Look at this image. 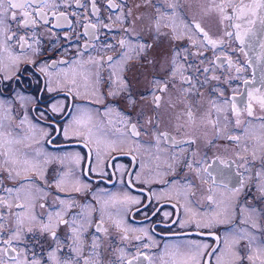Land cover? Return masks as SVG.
I'll return each instance as SVG.
<instances>
[{
  "label": "flooded vegetation",
  "instance_id": "obj_1",
  "mask_svg": "<svg viewBox=\"0 0 264 264\" xmlns=\"http://www.w3.org/2000/svg\"><path fill=\"white\" fill-rule=\"evenodd\" d=\"M54 2L57 7L45 8L47 22L37 18L36 24L21 26L22 13L17 10L18 20L10 21L9 33H15V39L5 45L0 36V61H3V71H0V198L10 200L13 205L23 203V200L14 199L15 193L10 198L4 189H15L21 184L27 188L29 185L23 177L33 175L31 172L24 173L20 164L17 170L21 171V176L9 179L3 154L11 153L23 161L25 158L33 159L35 152L40 150L57 159L48 161L44 169L45 179L38 181L39 185L45 189L50 187L51 191L44 193L46 199L36 200L35 212H46L47 209H40L39 204H51L57 195L67 203L75 204L67 210L64 218L69 219L81 212L87 215L89 225H86L82 237L85 255L92 256L90 242L93 237H99L96 250L99 256L93 257V260L98 259L100 264H120L121 248L126 260L139 251L151 257L152 264H185V254L190 251L188 245L206 243L209 249L205 251L210 252L222 247L221 241L226 235L240 229L253 233L256 245L264 242V197L259 191V184L264 183V169L261 168L264 162V129L260 127L261 121L248 117L245 112L237 126L236 116L230 111L231 104L222 103L219 106L224 110L218 115L212 110L211 116L219 121V136L217 129L205 119L211 108L210 101H223L235 96L237 106L243 107L241 100L246 99V95L241 97L239 94H246L252 89L261 90L251 101L255 117H264L260 108V100L264 98V83H261L264 75V50L261 48L264 32L260 31L259 25L255 35L245 36L242 44L236 38L234 29L228 28L227 31L234 34L226 36V29L219 23L217 14L208 11L212 0ZM219 2L216 0V3ZM240 2L233 0L234 4ZM243 2L249 3L250 0ZM168 3L176 5L177 32L183 34L180 39L171 38L172 30L164 26V21L159 32L156 31L157 8L161 12H171ZM112 4L117 7H112ZM35 7L33 5L27 10L33 12ZM228 11L231 12V9ZM54 12L64 13L67 19L58 21ZM193 21L199 22L209 37L218 41L215 48L203 46L202 33L196 34L184 27ZM92 24L96 28L90 27ZM21 36L32 48L27 45L21 48ZM189 36L197 40V47L192 46ZM122 39L128 41L126 48L120 46ZM144 42L152 44V47L142 53L136 52V45ZM34 48L39 49L38 53L33 52ZM125 51L129 58L120 65H113L111 72L114 75L110 74L107 65L97 68L89 63L90 60H107L109 56L118 60ZM176 52L180 56L176 57V75L173 76L172 61ZM10 57H20V60L12 66ZM54 62L55 67L48 71L52 74L50 86L56 90L50 92L45 86L46 77L39 68ZM204 68L210 71L204 72ZM97 74L99 83L96 82ZM74 75L78 76L80 83L72 78ZM185 77H189L190 81L185 82ZM245 80L250 83L245 84ZM72 81H75L72 91L79 92V95L69 93ZM165 86L166 90L161 91ZM110 92L116 94L108 95ZM220 92H223V97ZM97 95L103 97L102 101L97 100ZM156 97H159L158 102ZM53 104L61 106L63 111L53 114ZM105 106L111 111L106 113ZM189 110L194 120L189 118ZM41 113L44 115L41 116ZM89 116L92 117L88 126L93 129V140L100 143L86 146L73 135V129L78 127L74 118L87 121ZM53 120L57 131H53ZM131 124H136L140 136L131 135ZM63 128L69 129L68 137L59 131ZM159 132L169 133L171 139H161L157 145L154 137ZM44 133L51 134L52 144L47 142L49 137ZM228 136H239V143L229 140ZM187 140H194L195 143H176ZM106 141H116L118 147L109 148ZM193 152L195 156L191 155ZM76 153L86 158L80 166L74 165L70 159ZM172 156H179V164L167 171V165L173 163ZM64 157L69 159L62 162ZM189 157L201 161L199 175L186 167L185 160ZM245 160L249 162L247 169L241 167ZM89 167L92 169L90 172ZM205 168L207 171H203ZM68 172H72L87 188L77 192L74 188L78 185L69 181L64 191L58 192L54 182L58 176ZM258 172L262 173L259 177ZM137 176L141 177V181H137ZM143 180L150 183H143ZM241 182L243 189L238 194L234 193L233 190L240 188ZM189 183L192 187H188ZM108 193H127L140 203L130 205L127 211L119 206H109L104 214V228L108 232L97 233L96 221L101 217L100 209ZM178 193L181 195L178 196ZM183 193H187L186 199L182 198ZM157 196L160 198L157 199ZM208 196L212 197L211 201ZM227 204H231L234 210L226 217H220L224 223L211 228H197L194 224L181 226L189 219L182 205L197 213V220L203 217V222H207ZM241 206L246 210L241 212ZM15 211L20 210L14 206L11 210L0 208V212L4 213ZM242 217L248 222L241 223ZM120 219L123 220V227L136 230L128 233V241L121 240L123 228L115 227L114 221ZM7 220L8 216L5 217L6 223ZM253 223L256 228L251 227ZM141 230H147V235ZM68 231L63 225L57 229L61 241L67 239ZM208 233L221 237V241L214 240ZM136 236L141 239L136 240ZM6 239H9V234L0 233V249L6 246L2 243ZM46 241V235L41 236L37 232L28 234L20 242L13 241L12 247L17 252L27 250L29 257L35 252L46 264H54V261L48 262L49 246ZM68 242L71 243L70 240ZM145 244L149 246L145 248ZM58 247L62 251L57 253V257L61 260L68 257L67 244ZM234 250L241 256L242 264H264V255L254 257L253 261L243 259L249 254L247 240H240ZM14 255L16 253L10 249L8 255L0 254V259L12 264L11 257ZM216 255H206L202 264H216ZM134 264H148V261L140 257Z\"/></svg>",
  "mask_w": 264,
  "mask_h": 264
},
{
  "label": "snow or ice",
  "instance_id": "obj_2",
  "mask_svg": "<svg viewBox=\"0 0 264 264\" xmlns=\"http://www.w3.org/2000/svg\"><path fill=\"white\" fill-rule=\"evenodd\" d=\"M94 2V0H93ZM36 5L33 9V12H29L27 9ZM112 7H117V5L112 4ZM55 8L57 5L55 4L54 0H0V36L3 37V44L7 45L8 42L13 41L15 39V33L9 34L11 32L10 21H17L18 15L17 10H20L22 13V20L21 26L28 25V24H36L37 18H40L47 22V16L45 13V8ZM168 9H172L171 12L164 11L161 12L159 8H157V12L159 15L156 18L155 28L157 33L159 32L161 22L164 21V26L169 27L172 30V39H180L182 38V33L177 32L176 27V18H175V7L174 3L167 4ZM231 9V12L228 11ZM209 12H215L219 18V23L224 25L225 27V35L231 37L234 33L232 31H227L228 28H232L235 30L236 38L240 40L243 44L245 42V36L255 35L256 26L259 25V29L261 32H264V0H250L249 3H244L241 0L240 3L234 4L233 0H220L219 3H216V0H212L209 9ZM10 13V15H9ZM34 13V14H33ZM54 16L57 17V20L67 19L64 13H53ZM243 21V24L241 23ZM92 28H96L95 24L90 25ZM107 27V25H105ZM185 28L191 29L194 33L203 34V46L207 47L211 45L212 48H215L218 41L213 40L209 37L208 33L201 27L199 22H191L186 23L184 25ZM127 31V30H126ZM35 40V38H33ZM139 39V38H138ZM189 40L193 47L198 46V42L195 39H192L189 36ZM21 48H24L26 45L29 48H32L31 44H28V41L25 37H20ZM223 41H219L222 43ZM38 43V41H37ZM120 46L122 48H126L128 45V41L122 39L120 42ZM108 47H112L108 45ZM152 44L147 42L138 43L135 47V51L138 53L145 52L146 50L150 49ZM261 48L264 50V43H261ZM34 53H38L39 49L34 48L32 49ZM7 51V48H5ZM199 55L203 56V53H199ZM180 53L176 52L173 57V76L176 75L175 71V64H176V57H179ZM127 51L123 52L118 60H114L113 57H107V60H90L89 63L95 65L97 68H103L105 65L110 69V74L114 75V72H111V69L114 64L120 65L123 61L128 59ZM217 59H219L217 57ZM20 57H10L11 65L15 66ZM62 63V62H61ZM55 67V62L52 65H46L44 67H40L39 71L46 77V88L48 91H54L53 87L50 85L52 84V80L49 79L51 77V73L48 71L49 68ZM0 71H3V61H0ZM199 71V69H198ZM204 72L210 71L209 68H204ZM239 71V69H238ZM7 79H11V77H7ZM17 81H19L20 77H16ZM212 79H218V77H212ZM100 77L97 74L96 82L99 83ZM190 78L185 77V82H189ZM245 84L250 83L249 81L245 80ZM261 83H264V75H262ZM75 85V81H72V85L69 86V93L73 95H79V92L73 93L72 88ZM161 91L166 90V86L160 89ZM257 93H261L260 89H252L248 91L246 94L241 92L239 95L241 97H245L246 99L241 100V104L243 107H238L237 103L235 102V96L231 99H224L223 101L220 100H212L210 101L211 108L205 114V119L208 124H211L214 128L217 129V136L221 134V130L219 128V121L213 120L212 110H215L217 115L223 111L219 105L222 103L224 105L231 104L230 111L231 113L236 116V125L239 126L241 123L240 116L246 112L248 117H253L255 119H259L261 121L260 127L264 129V117H255V113L253 110V105L251 101L255 98ZM115 92H110L108 95H115ZM94 95L96 93L94 92ZM220 96L223 97V92H220ZM97 100L102 101L103 97L97 95ZM157 102L159 101V97H156ZM260 108L264 111V98L260 100ZM63 111V108L57 104H53L51 107V112L53 114H58ZM111 109L105 106V112H110ZM44 113H41L43 116ZM188 116L190 119H195L191 111L189 110ZM92 117L89 116L87 121L82 118H74V124L78 127L73 129V135L79 137L83 142H85L86 146L96 142L100 143V141H94V133L92 127L88 125L91 124ZM23 123V121H22ZM56 122L53 120L52 127L53 131H57L55 127ZM72 126H70L71 128ZM65 137L69 136V129L63 128L59 129ZM130 132L133 137L140 136V131L137 129L136 124H131ZM46 137H49L47 142L52 144L53 141L50 138V133H44ZM226 135V133H225ZM229 140L239 143L240 137L239 136H228ZM154 139L159 144L161 139H171V136L167 132H159L155 135ZM109 148H117L118 144L116 141H106L105 142ZM177 144H193L195 143L194 140H187V141H177ZM245 150H247L245 148ZM6 159L4 161V165H6V171L8 172L9 179H16L21 176V171L17 170L20 164L23 165V172H31L33 175L31 177L25 175L23 177L24 181L29 185V187L25 188L23 184L19 187L13 188H6L4 191L8 194L11 198L13 193H15L14 199L16 201L23 200V203H15L13 205L10 200L0 198V208H8L11 210L13 206L20 211L4 213L0 212V233L7 232L9 234V239L2 240V243L6 245L4 248L0 249V254L6 256L11 249L12 252L16 253V255L11 257L12 264H46V262L42 259L41 256H38L35 252L31 254L29 257L27 250L22 252H17L15 247H12L13 241L20 242L25 239L28 234H35L37 232L40 233L41 236L47 237L49 251L47 253L48 262H53L54 264H100L99 260H93V257H98L99 253L96 251L99 247L98 240L99 237H93L90 242V251L92 256L85 255V250L83 247V234L86 230V225H89V219L84 212L73 214L69 219H65L64 216L67 214V210L75 207V204L67 203L64 198H61L59 195L55 197L51 204L47 203H40V209H47L46 212L43 214H37L35 212L36 208V200L37 199H46L44 193L47 191H51V188L45 189L43 186L38 184L39 180H44V169L49 160H55L57 157L50 155L47 152H42L37 150L35 152V157L33 159L25 158L23 161H20L11 153H4L3 154ZM99 155V152L97 153ZM195 156L196 153L193 152L191 154ZM239 156V153H237ZM253 160L256 159L255 153H253ZM64 159H69V157L61 158L62 162ZM72 163L76 166H80L82 161L86 162L85 157H81L79 153L74 154L70 157ZM135 159V157H133ZM173 163L167 165V171L173 170V168L179 164V156H172L171 157ZM201 161H196L191 159L190 157L185 160L186 167L189 169L194 170L197 175L201 172L200 168ZM249 162L247 160L241 165V167L247 169ZM261 168L264 169V162L261 163ZM83 171V169H81ZM88 171H92L91 167H89ZM203 171H207V168L203 169ZM84 175H87V172H83ZM262 173L258 172L257 176H261ZM158 177L162 179V176L158 174ZM137 181H141V177H136ZM72 181L75 185H78L74 188L75 191L79 192L84 188H87V185L83 184L72 172L64 173L58 176L54 182L57 191H64L65 185ZM143 183H150L149 180H143ZM165 184L169 183L168 181H163ZM188 187H192L189 183ZM244 185L241 182L240 188L234 189V193L238 194ZM259 191L261 196L264 197V183L259 184ZM155 195V194H154ZM178 196L181 193L177 194ZM195 195V193H192ZM160 197L157 196V199ZM182 198H187V193L182 194ZM207 199L209 201L212 200L211 196H208ZM67 203V207L65 205ZM140 201L133 196L128 195L127 193H108L107 199L103 201L101 211V217L98 221H96L95 231L97 233L103 231L104 233L108 232L107 228H104V214L106 209L111 206H119L124 211L129 210L130 205L139 204ZM185 210V214L189 216V219L185 220L181 226H185L186 224H194L197 228H211L216 224L224 223V219L220 218L222 216L226 217L231 211H233V206L231 204H227L223 207L220 213L216 214V217L213 219L208 220L207 222H203V217L200 220L196 219L197 213L193 212L187 205H182ZM246 209L241 206L240 211L243 212ZM139 211V209H138ZM119 215V213H117ZM111 216V214H108ZM167 215V214H166ZM8 216L7 223L5 222V217ZM247 220H244L243 217L241 218V223H247ZM115 227L117 229L123 228V234L121 235L122 241H128L130 231H136L135 229H128L123 227V220H116L114 221ZM65 226L69 229L67 232V239L64 241L60 240V237L57 235V229L61 226ZM252 228H256L257 225L253 223L251 225ZM147 235V230H141ZM208 235L213 236L214 240L221 241V237L215 235L214 233H208ZM136 240H140V236L135 237ZM149 239L151 237L149 236ZM71 241L69 243L68 241ZM240 240H247L248 241V248L249 254L244 257L243 259H247L248 261H253L254 257H258L264 255V242H261L259 245H256V236L248 232L246 229H240L238 232H233L229 235H226L223 240L221 241L222 247L214 248L210 252H206L205 250L209 249V245L206 243H192L188 245L190 251L185 254L186 261L185 264H202V261L206 255H216V264H242V258L238 252H236L235 246L240 242ZM60 244H67L69 255L65 259L61 260L57 257V253L61 252L62 249L58 247ZM55 245V247H54ZM256 245V246H254ZM149 245L145 244L144 247L147 248ZM120 264H134V262L138 261L140 257H143L145 260L148 261V264H152L151 257L147 256L143 252H137V255L133 256L131 259L126 260L124 255V249L121 248L120 250ZM227 258V259H226ZM0 264H6V261L0 259Z\"/></svg>",
  "mask_w": 264,
  "mask_h": 264
},
{
  "label": "rangeland",
  "instance_id": "obj_3",
  "mask_svg": "<svg viewBox=\"0 0 264 264\" xmlns=\"http://www.w3.org/2000/svg\"><path fill=\"white\" fill-rule=\"evenodd\" d=\"M72 78H74V80H75L76 82L80 83V80H79V78H78L77 75H74Z\"/></svg>",
  "mask_w": 264,
  "mask_h": 264
}]
</instances>
